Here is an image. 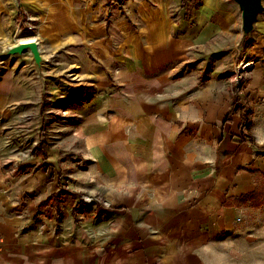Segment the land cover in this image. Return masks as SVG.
<instances>
[{
  "label": "crops",
  "instance_id": "1",
  "mask_svg": "<svg viewBox=\"0 0 264 264\" xmlns=\"http://www.w3.org/2000/svg\"><path fill=\"white\" fill-rule=\"evenodd\" d=\"M115 1L0 0V37L26 11L19 35L51 58L43 85L0 60V264H264V10L241 41L242 133L214 66L238 5Z\"/></svg>",
  "mask_w": 264,
  "mask_h": 264
},
{
  "label": "water",
  "instance_id": "2",
  "mask_svg": "<svg viewBox=\"0 0 264 264\" xmlns=\"http://www.w3.org/2000/svg\"><path fill=\"white\" fill-rule=\"evenodd\" d=\"M240 9L241 30L244 38L250 37L254 30V22L263 12V0H233ZM28 54L31 68L37 79L43 85L45 77L44 71L50 58L47 57L40 46L37 37H26L19 39L11 45L0 46V60L2 59H22L24 54Z\"/></svg>",
  "mask_w": 264,
  "mask_h": 264
},
{
  "label": "rangeland",
  "instance_id": "3",
  "mask_svg": "<svg viewBox=\"0 0 264 264\" xmlns=\"http://www.w3.org/2000/svg\"><path fill=\"white\" fill-rule=\"evenodd\" d=\"M258 17H260V16H258ZM26 21L30 22L31 25H34V28L37 26L36 19H34V17H32L26 11H23V12L21 11L20 18H19L18 22L16 23V26H15L14 30L12 31V33L10 32V33H7V35H5L4 37H0V46L11 45V44L15 43L16 41H18L19 39H22L21 36L19 35V33L23 29L28 30V31H33L34 28L30 30V29H27L25 27L26 26ZM240 33H241V37L238 39V42L236 43V45H234L233 54H230V53H223V55H221V54L219 55L218 54L217 55L218 56V58H217L218 59V63L214 64V66H216L215 68L217 69L218 73L224 72L225 76L227 78H229V79H233V81H234V79L238 78L239 76L242 77L241 79L247 80L248 79V75H249V69L241 67L243 65V63H244V60L242 58V56H244V54H242V48H241V46L243 44L241 43V41L247 42V41L251 40L252 39V35L254 34V31L252 30V32L250 34V37H248V38H244V36L242 34V31ZM24 57H26V59L29 62V57H28L27 53L24 54L22 59H18V58H16V59L24 60ZM29 64H30V62H29ZM244 66L247 67V66H250V65H244ZM234 83H235V81H234ZM245 84H246V81H245V83H243V87L240 89L241 92H239L238 94L242 93V89L244 88ZM233 91H234V85L232 87V94L234 96L235 94H237V92L234 94ZM46 101H48V100H46ZM56 113H60V112H56ZM46 119H47V121H49V120L51 121L52 116L47 114ZM58 121H59V116L56 115V122H58ZM72 158L73 157L71 155H69V157L66 158L67 159V163L62 164V165H58L56 170L57 171H61L62 172L61 173L62 176H64V172H67L69 170V167H71V163H70L69 159H72ZM62 187H64V186H62ZM239 264H240V262H239Z\"/></svg>",
  "mask_w": 264,
  "mask_h": 264
},
{
  "label": "trees",
  "instance_id": "4",
  "mask_svg": "<svg viewBox=\"0 0 264 264\" xmlns=\"http://www.w3.org/2000/svg\"><path fill=\"white\" fill-rule=\"evenodd\" d=\"M236 111H240V131L242 133H246L249 131L250 125H251V119L249 118V110L247 108L246 104V95L241 93V94H235L234 95V103L233 106L230 110V112L227 115V118H229L230 115L235 113ZM47 123L44 121L42 124V127L40 129V135H43L46 130ZM62 193H69L68 189H62ZM56 194H54L52 197H48L46 200L43 202H48L52 198H54ZM250 198H252V203L254 205H259L262 202V199L264 200V188L262 190H257L256 192H253L250 195ZM262 198V199H260Z\"/></svg>",
  "mask_w": 264,
  "mask_h": 264
},
{
  "label": "built area",
  "instance_id": "5",
  "mask_svg": "<svg viewBox=\"0 0 264 264\" xmlns=\"http://www.w3.org/2000/svg\"><path fill=\"white\" fill-rule=\"evenodd\" d=\"M123 3V1L122 0H117V1H115V4L116 5H121ZM27 29H33L34 28V25H31V23L30 22H27L26 21V26H25ZM245 64H248V63H245ZM242 68H249L250 66H247V67H245V66H241ZM242 77L241 76H239L238 78H236V79H234V81H235V83H234V91H233V93L235 94L236 92H237V94L239 93V92H241L240 91V89L243 87V83H245V79H241ZM245 80V81H244ZM240 86V87H239ZM3 238L0 236V247L3 245Z\"/></svg>",
  "mask_w": 264,
  "mask_h": 264
}]
</instances>
